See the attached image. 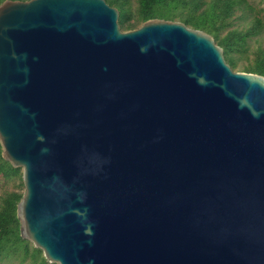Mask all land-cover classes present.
<instances>
[{"label": "water", "instance_id": "1", "mask_svg": "<svg viewBox=\"0 0 264 264\" xmlns=\"http://www.w3.org/2000/svg\"><path fill=\"white\" fill-rule=\"evenodd\" d=\"M105 0L0 4V146L50 264H264V76Z\"/></svg>", "mask_w": 264, "mask_h": 264}, {"label": "trees", "instance_id": "2", "mask_svg": "<svg viewBox=\"0 0 264 264\" xmlns=\"http://www.w3.org/2000/svg\"><path fill=\"white\" fill-rule=\"evenodd\" d=\"M4 0H0V4ZM25 1V0H21ZM119 11L122 30L138 28L151 19L184 23L187 27L211 35L223 49L226 62L234 70L244 61L241 71L264 76V45L251 51L250 41L264 32L260 18L246 0H105ZM0 178L13 182V189L0 193V264H50L41 250L20 234L16 205L23 191L21 170L2 158Z\"/></svg>", "mask_w": 264, "mask_h": 264}, {"label": "rangeland", "instance_id": "3", "mask_svg": "<svg viewBox=\"0 0 264 264\" xmlns=\"http://www.w3.org/2000/svg\"><path fill=\"white\" fill-rule=\"evenodd\" d=\"M247 3L252 7L255 13L260 17L264 18V0H246ZM259 45H264V32H262L259 36L253 38L249 43V56H251V51L255 49ZM244 65V61H240L238 63V67L234 69V71H241V67ZM13 182H4L0 178V193L4 190H11L13 189ZM23 189H21V192Z\"/></svg>", "mask_w": 264, "mask_h": 264}]
</instances>
